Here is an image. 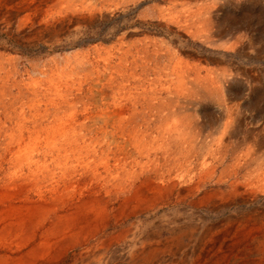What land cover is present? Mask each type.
Here are the masks:
<instances>
[{
  "label": "rangeland",
  "instance_id": "rangeland-1",
  "mask_svg": "<svg viewBox=\"0 0 264 264\" xmlns=\"http://www.w3.org/2000/svg\"><path fill=\"white\" fill-rule=\"evenodd\" d=\"M25 3L33 5L35 9L24 8ZM0 4L1 9L2 3L0 2ZM16 4H19L22 9L17 16L18 18L14 17L11 20V26L7 23L9 20L7 21L5 10H0V12L2 11L0 13V63L4 64L1 75L8 73V75L13 76V79L16 78L18 81L21 79L20 83L27 85H21L24 88L21 89L22 93L14 99L13 105L10 107L12 113L22 110L28 118L29 115L37 113L39 103H42L41 107H43V103L48 100L46 95L51 91H46L44 86L41 87L42 90L40 89L39 95L33 92L35 91L33 81L48 77L40 75L39 70L41 68L49 69L48 79H50L51 69L57 62H60L59 67L60 69L64 67L65 73L70 72V67L75 84H77V82H84L89 79L86 77L94 76V72L98 68H100L98 70L104 71L108 61L106 59L110 56H114L111 59L117 63L120 60V53L129 48L130 55L127 58L129 65L135 67L137 74L143 80L142 88L137 91L140 94L138 107L140 111L134 123L135 129L144 132L148 142L151 140L169 151L173 149V153L181 158L179 163L185 159L182 157L187 153L195 155L193 165L197 168V180H201V177L204 178V181L217 180L222 176L227 182L225 186L235 180L241 185L243 182L245 183L241 187L240 195L232 203L221 204L219 201L213 200L208 205L194 207L193 200L195 198L187 197L180 203L172 200L173 202L170 201L158 209L146 210L128 220L120 219L123 221V226L117 227L116 231H123L126 228L133 232L135 230L134 224L139 222L138 230H135L136 235L134 237L129 235L124 241L117 242L106 253L107 259L104 257L102 264H138L139 260L135 261L134 258L115 260L113 255L117 254V251L118 253L122 252L121 249L131 244H141V242L143 244L149 238L153 239V242L163 238H169L173 241V236L176 242L175 240L170 241L174 245V250L168 252V258L175 259V263L195 260L198 252L195 253L194 249L204 242L201 240V234H198V231L189 235L185 233V230L191 224H193L192 227H200L203 218L219 223L225 218L241 219L247 231L257 227V225H263L264 228V0H54L41 4L36 0H14V3L9 6L13 7ZM75 9L79 13L72 16L73 22H75L73 27L64 30L59 28L57 29L58 32H55L56 29L52 30V32L47 33V36L42 34L33 37L29 36V32L18 29L17 20L31 21L32 18L35 19L39 15L42 19H59L61 11L71 12ZM80 25L86 28H82ZM79 27L81 30L77 29ZM142 44L146 45L147 48ZM78 59L79 61H77ZM190 66H193L195 73H197L194 88L187 86V83L180 88L179 67ZM108 67L110 69L109 65ZM12 68L14 69L12 70ZM81 78L82 80H79ZM47 85L51 86V83L48 82ZM86 89L83 94H80L82 102H78L76 106L78 115L75 123L78 125L77 130L86 136L81 135V133L77 135L83 136L80 142L83 148L97 146L102 156L104 150L109 148L108 142L113 141V138L110 134L105 137L104 131L100 130L104 123L95 112L91 96H86ZM12 93L17 94L18 89L14 88ZM175 95L178 97H175L176 103L174 102ZM81 97H84V100ZM71 100L75 102L74 98ZM156 100L164 103V106L161 105V107L165 108L166 114L171 112L168 106L170 105L175 110L174 115L178 116L179 120L174 122L169 117H161L160 109H156V104H154ZM86 107H90V110H85ZM52 109L49 111L50 113L48 112L46 123L39 120L43 124L45 123L44 125L49 129L59 126V122H64L69 118L63 114L54 116L55 112ZM38 117L41 119L40 116ZM183 119L184 121H182ZM13 124L17 126L18 123L13 121ZM21 126H17V133L22 131ZM25 132L28 135L27 132L30 131ZM31 132L35 135L36 130H31ZM3 143L0 141V146L2 145L0 155H7L5 158L8 159L10 154H8L6 145ZM41 146L42 154L47 153L49 149L45 147V144L42 143ZM30 147H34V144L31 143ZM130 148L135 150L131 146ZM49 159H52L51 155ZM139 159L140 162L147 163L146 157ZM3 163L5 167L8 166L7 161L4 160ZM138 168L139 166L135 164L134 169L137 171ZM56 169L59 175L60 170L59 168ZM253 171H257L259 174L255 175L254 178L252 177L251 180L255 183L249 185L246 180L250 179L248 175ZM214 186L217 185L214 184ZM253 191L258 192L255 197L251 195L254 193ZM234 214L235 216H233ZM159 217L160 219H158ZM166 217L168 218L167 221L177 220L180 226L177 227L176 225V229L172 228L169 231L166 226L165 230L161 232L162 234L155 233L152 225ZM154 221L156 222L153 223ZM112 230L109 227L107 232H112ZM178 230L180 231L178 232ZM234 235L236 233L231 234V238L229 237L232 242L237 238ZM243 237L244 235L241 237L242 249L245 251L244 264L255 262L256 264H264V250L257 249L264 246V238H261V242L257 237L253 240L245 237L246 240L243 241ZM98 239L93 241L92 245L90 244L94 251L101 249L100 244L104 236L100 235ZM98 246L100 249H95ZM192 252L194 254H191ZM71 254L70 251L69 255ZM70 257L65 261V264H78L80 262L79 260L76 263L72 258L73 256ZM89 259L85 258L82 263L93 264L94 260ZM157 263L164 264L157 261L152 264Z\"/></svg>",
  "mask_w": 264,
  "mask_h": 264
},
{
  "label": "bare ground",
  "instance_id": "bare-ground-1",
  "mask_svg": "<svg viewBox=\"0 0 264 264\" xmlns=\"http://www.w3.org/2000/svg\"><path fill=\"white\" fill-rule=\"evenodd\" d=\"M36 1L41 4L49 3L54 0ZM0 2L2 3L1 9L3 11L5 10L7 21L9 20L7 23L11 26V20L19 16L22 7L19 4L10 7L9 5L11 3L13 4L14 0H0ZM24 8L30 10L35 9L33 5L28 3H25ZM78 13L79 11L75 9L71 12L61 11L59 13V19H42L40 15H36L37 17L34 16L36 18H32L31 21L25 19L23 21L17 20L18 29L26 31L27 33L29 32V36L32 37L42 34H46L47 36V33L52 32V30L56 29L55 32H58L57 29L59 28L60 30H64L65 28L73 27L75 22H73L72 16ZM81 27L83 28L85 26ZM81 27L77 29L81 30ZM72 53L74 52L72 51ZM129 53V48L120 53V60L117 63L111 59V57L114 56H110L106 59L108 61L105 64L104 71H100L98 70L100 68H98L96 72H94V76H85L89 79H86L84 82H77L78 85L75 84L70 67V72L65 73V68L62 67V69H60L59 67L60 62H57L51 69L50 79H48L49 69L40 67V75L48 77L46 79L33 81L35 90L33 92L39 95L43 86L46 91L50 90L51 92L46 95L48 100L43 103V107H41L42 103H39L37 113L29 115L28 118L22 110L13 113L10 111L14 99L22 93L21 89L27 85L25 83H20L21 79L19 81L16 78L13 79V76L8 75V73H6V75L5 73L1 75L4 64L0 63V121L4 122H0V141L5 143L8 154H10L8 159L5 158L7 155H0V264H65V261L70 256H73L72 258L76 263L80 260L78 264H83L82 261H85V258L93 259V264H102V259L105 257L106 253L109 252L117 242L124 241L129 235L133 237L136 235L139 222L134 224L136 231L134 230L131 232L126 228L123 229V231H116L117 227L123 226L122 220H128L133 216L140 215L146 210L158 209L160 206L168 204V202L172 200H176V203H180L187 197H193L195 198V200H193V206L202 207L208 205L213 200L219 201L221 204L232 203L237 196L240 195L242 190L241 187L245 184L244 182L241 185V183L235 180L233 183L225 186L227 182L222 176L217 180L204 181L203 177L200 178L201 180H197V168L193 165V157H195V155L187 153L182 157L185 159L180 162V164L179 160L181 158H178L179 155L177 156L176 153H173V149L171 150L169 148L171 152L167 148L155 144L151 140L148 142L146 139L147 135L135 129L134 123L140 111L138 109L140 94H138L137 91L142 88L143 80L137 74L135 67L129 65L127 60L130 55ZM150 57L152 56L150 55ZM79 59L77 61H79ZM102 60L104 59L102 58ZM135 62L137 63V61ZM65 64L67 65V62ZM65 64L64 66L66 67ZM193 66L185 68L179 67L180 88H182L185 83H187V86L194 88V84L197 81V73H195L196 71ZM73 67L75 68V66ZM13 69L14 68H12V70ZM79 80H82V78ZM48 82L51 83V86L47 85ZM23 84L24 86L22 87L21 85ZM28 86L30 87L29 83ZM86 87H88V89H86ZM14 88L18 89L17 94L12 93ZM37 88L39 89L37 90ZM85 89L87 92L86 96L90 95L92 98V103L94 105L92 106L95 108L97 116L104 123V126L100 130L104 131L105 137H108L110 134L113 138V141L108 142L109 148L104 150L102 156L97 146L83 148L80 144L83 136L77 135L81 132L77 130L78 125L75 124L76 116L78 115L76 106L78 102H82V100H80V94H83ZM192 92L194 93V91ZM84 97L81 98L83 99ZM175 97H178L176 95L174 96L175 100H173L176 103L177 100ZM72 98L75 99V102L71 100ZM151 103L150 105H152ZM154 104H156V109H160L159 114L162 115L161 117H169L174 122L179 120L178 116L174 115L176 112L170 105L168 106L171 112L170 114H166L165 108L161 107V105L164 106L162 101L156 100ZM175 106L178 107V105ZM52 108L55 112L54 116L63 114L69 116V118L64 122H59V126L49 129L44 124L46 123L48 112ZM85 110H90V107H86ZM38 116H40L41 119H39ZM39 120L45 121V123L43 124V122ZM186 120L188 121V119ZM13 121L18 123L17 126H21L23 123V126H21L22 131L20 130V132L17 133V126H14ZM182 121H184V119ZM175 127H177V125ZM30 129L36 130L35 135L32 134ZM25 131L30 132H27L28 135H26ZM81 135L85 134L81 133ZM31 143L34 144V147H30ZM42 143L49 149L47 153L42 154ZM130 146L135 150H132ZM43 155L44 157L42 158ZM50 155L52 159H49ZM141 157L147 158L146 164L139 161ZM4 160L8 163L7 167H5L3 163ZM135 164L139 166L137 171L134 169ZM183 164L186 165L182 166ZM56 168L60 170L59 175ZM2 173L3 176H1ZM257 174H259L257 171L250 173L248 175L250 179L246 180V182L249 185H253L255 182L251 179ZM214 184L217 186L215 187ZM257 193L258 192H254L251 195L255 197ZM244 200L246 199L244 198ZM235 214L233 216H235ZM158 219H160V217ZM167 219L166 217L158 223H155L156 221L153 222L155 223L152 225L155 233L162 234L161 232L165 230L166 226L168 231L172 230V228L176 229V225L177 227L180 226L177 220L167 221ZM192 225L193 224L187 227L185 233L190 235V233L198 231V234H201V240L204 244H200L199 247L194 249L195 253L198 252L195 260L187 261L186 263H184L185 261L180 262L181 264H244L243 258L245 251L242 249L241 237L244 235L243 239L246 237L252 238V240L257 237L261 242V238H264L263 225H257V227L250 228V230L248 229L247 231L241 219L225 218V220L219 223L203 218L200 227L196 228L192 227ZM109 227L113 229L112 232H107ZM109 230L111 231V229ZM179 231L180 230H178V232ZM235 233L236 235L234 236H237V238L232 242L229 240V237L231 238V234ZM100 235H103L104 239L100 244L101 249L99 246L95 248L100 249L96 251L102 250L98 253L94 251V249H91L90 244L93 241L95 242ZM149 239H146L147 242L143 244L141 242V244H131L124 247L121 249L123 250L122 252L118 253L117 251V254L113 255L114 259L127 260L128 258H134L133 260L135 261L139 260L137 262L138 264H152L156 261L160 263L163 262L164 264H180L175 263V259L171 257L168 258V252L171 250L173 252L174 250V245L170 243V241L173 242L174 240L176 242L174 236L173 241L169 238H163L160 241L157 239L155 242H153V239ZM245 240L246 239L243 241ZM260 248L257 249L264 250V246H260ZM70 251L72 252L71 255H69ZM191 254L194 253L192 252ZM253 264H256V262Z\"/></svg>",
  "mask_w": 264,
  "mask_h": 264
}]
</instances>
